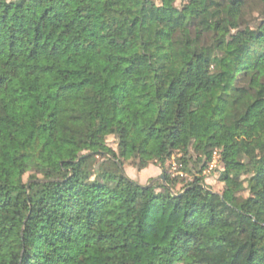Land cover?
<instances>
[{"label":"trees","instance_id":"obj_1","mask_svg":"<svg viewBox=\"0 0 264 264\" xmlns=\"http://www.w3.org/2000/svg\"><path fill=\"white\" fill-rule=\"evenodd\" d=\"M0 264H264V0H0Z\"/></svg>","mask_w":264,"mask_h":264},{"label":"rangeland","instance_id":"obj_2","mask_svg":"<svg viewBox=\"0 0 264 264\" xmlns=\"http://www.w3.org/2000/svg\"><path fill=\"white\" fill-rule=\"evenodd\" d=\"M198 66L199 63L197 61L187 66L183 70L180 78L173 84L166 98L163 99L168 104V114L164 118L163 124L173 127V130L167 136V140L173 145H177L180 142V138L186 129L184 99L192 91L194 85L200 81L201 68ZM111 146L115 148L113 143H111ZM173 160L172 157L170 160L172 165H174ZM220 168H222V162L219 160L218 154L214 153L208 169L204 172L205 184L213 190L218 191L225 199H228L231 194V187L228 183L218 180V171ZM124 171L130 178L141 184H147L152 178L162 175L161 169L153 164L148 165L142 170H138L126 163L124 165Z\"/></svg>","mask_w":264,"mask_h":264},{"label":"water","instance_id":"obj_3","mask_svg":"<svg viewBox=\"0 0 264 264\" xmlns=\"http://www.w3.org/2000/svg\"><path fill=\"white\" fill-rule=\"evenodd\" d=\"M160 177H161L162 179H164V176H163V175H161Z\"/></svg>","mask_w":264,"mask_h":264}]
</instances>
